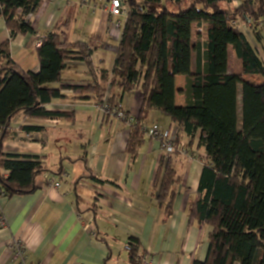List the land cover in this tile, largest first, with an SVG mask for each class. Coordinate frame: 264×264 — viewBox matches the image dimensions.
<instances>
[{"label":"trees","instance_id":"16d2710c","mask_svg":"<svg viewBox=\"0 0 264 264\" xmlns=\"http://www.w3.org/2000/svg\"><path fill=\"white\" fill-rule=\"evenodd\" d=\"M120 1L121 14L106 8L122 29L111 71L95 70L94 42L71 40L66 21L44 36L40 70L34 72L17 65L10 43L18 34L35 33L28 17L51 0H0V18L11 33L0 44V187L7 195L30 193L36 176L46 170L39 156L3 152L17 114L71 118L73 112L45 107L68 97L62 93L66 89H73L77 100L106 101L110 109L121 106L124 93L140 90L142 111L156 110L174 126V151L161 158L165 172L157 192L168 215L175 198V157L186 151L204 164L190 218L212 231L205 260L194 264H264V81L246 78H264V26L258 22L264 19V0H244L237 7L232 0ZM243 23L250 25L248 30ZM69 61H83L96 78L62 84ZM178 75L186 76L183 106L175 102ZM143 128L139 118L130 126L132 156L145 135ZM171 128L162 126L167 138ZM129 240L130 263L143 264L146 250L138 238Z\"/></svg>","mask_w":264,"mask_h":264},{"label":"crops","instance_id":"0c3cea01","mask_svg":"<svg viewBox=\"0 0 264 264\" xmlns=\"http://www.w3.org/2000/svg\"><path fill=\"white\" fill-rule=\"evenodd\" d=\"M243 1L232 0V5ZM110 2L51 0L28 17L35 33L18 34L11 40L12 58L23 70L38 72V36L68 21L71 40L94 42L95 70L111 71L122 29L115 26L118 18L106 10ZM10 35L5 19L0 18V44ZM63 76L62 84L67 85L96 78L83 61H69ZM185 85L186 76L178 75L175 102L179 106L186 103L181 93ZM62 93L68 97L53 99L45 107L73 112L71 118H32L21 112L12 119L3 141L4 153L39 156L46 170L36 176L34 191L0 196V212L6 220L0 224V264H19L8 246L14 239L25 244L29 264H131L127 246L132 236L140 240L152 264L204 261L212 227L190 218L203 161L184 152L175 158V198L173 213L168 215L166 203L159 205L157 198L165 172L158 141L145 134L132 156L127 124L102 115L95 99L77 100L73 89ZM121 100L123 109L143 125H162L159 112L142 111L140 90L124 93ZM170 126L169 135H173L174 126ZM202 152L197 150L198 155ZM50 174L60 187L50 185Z\"/></svg>","mask_w":264,"mask_h":264},{"label":"built area","instance_id":"2783aa9c","mask_svg":"<svg viewBox=\"0 0 264 264\" xmlns=\"http://www.w3.org/2000/svg\"><path fill=\"white\" fill-rule=\"evenodd\" d=\"M109 12L112 15L121 14L123 12L122 9V2L120 0H112L111 6L109 7ZM256 21V20H255ZM258 22L262 23L264 26V19L259 20ZM116 27L120 26V24H116ZM245 30H248L250 27L249 24L243 23L242 26ZM44 39L43 35L38 36L36 41V46L40 47L42 44V40ZM106 100V98H105ZM101 114L106 116H113L120 120L122 123H125L127 125H132L135 122V116L127 112L123 109L122 106L119 108L110 109L109 105L106 103V101L102 104L97 105ZM143 129L145 131V134L150 137L153 140L158 141L160 149L166 153L169 154L174 151V144L172 140V136H168V138L165 136V132L162 129V126L160 124H153L150 126L143 125ZM2 138V129L0 128V141ZM50 185L54 187H60L61 183L59 181H56L54 178V174H50ZM6 195L4 190L0 187V196ZM6 220L3 216V214L0 212V224L5 225ZM9 248L12 252H14L15 257L19 260V264H29L26 262V246L25 244L19 240L14 239L10 241ZM34 264V263H30ZM143 264H152L151 261L148 260L147 255L143 256Z\"/></svg>","mask_w":264,"mask_h":264},{"label":"rangeland","instance_id":"374dc122","mask_svg":"<svg viewBox=\"0 0 264 264\" xmlns=\"http://www.w3.org/2000/svg\"><path fill=\"white\" fill-rule=\"evenodd\" d=\"M263 49H264V40H263V46H261ZM248 78H250V79H253V80H260V81H264V78L262 77V76H258V77H255V76H247ZM160 114V118H161V121H162V126L165 128V129H167L169 126H170V123H171V120H170V118L168 117V116H166V115H164V114H161V113H159ZM160 121V122H161ZM129 127L131 126V125H128ZM170 136H172V135H170ZM184 153L185 154H187V152L186 151H184ZM200 155V157H202V155L201 154H199ZM190 156H192V157H194L193 155H190ZM198 157V156H197ZM176 158V157H175ZM199 158V157H198ZM175 160V159H174Z\"/></svg>","mask_w":264,"mask_h":264}]
</instances>
